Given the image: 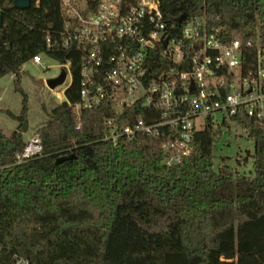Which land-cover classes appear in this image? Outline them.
<instances>
[{"label": "trees", "instance_id": "obj_1", "mask_svg": "<svg viewBox=\"0 0 264 264\" xmlns=\"http://www.w3.org/2000/svg\"><path fill=\"white\" fill-rule=\"evenodd\" d=\"M161 6L172 35L206 12L244 41L260 35L264 42V0H161ZM0 13V77L16 73L24 94L20 113L7 109L17 127L10 134L0 128V262L19 253L29 264H264V123L244 112L232 116L255 141L254 173L226 163L215 168L212 123L173 165L164 163L162 136L143 133L115 145L103 139L112 103L76 109L82 51L61 46V0H31L28 7L0 0ZM40 51L71 60L72 81L38 130L43 152L15 163L29 128L21 65ZM140 115L158 117L136 103L120 122Z\"/></svg>", "mask_w": 264, "mask_h": 264}, {"label": "built area", "instance_id": "obj_2", "mask_svg": "<svg viewBox=\"0 0 264 264\" xmlns=\"http://www.w3.org/2000/svg\"><path fill=\"white\" fill-rule=\"evenodd\" d=\"M61 8L66 17L61 46L75 44L82 51L77 111L102 102L115 110L105 119L103 139L118 145L143 133L162 136L164 163L173 165L191 153L196 133L213 124L217 112L230 117L244 112L264 123L260 35L244 41L220 16L206 12L187 18L181 33L172 35L161 0H61ZM52 43L47 36V47ZM43 53L31 59L46 65ZM136 103L158 117L121 123L120 115ZM43 149L37 133L17 151L15 163ZM0 264H29V259L14 253Z\"/></svg>", "mask_w": 264, "mask_h": 264}, {"label": "rangeland", "instance_id": "obj_3", "mask_svg": "<svg viewBox=\"0 0 264 264\" xmlns=\"http://www.w3.org/2000/svg\"><path fill=\"white\" fill-rule=\"evenodd\" d=\"M46 65L27 60L21 65L20 82L28 95L29 128L23 137L28 141L38 133L50 119V111L65 99L64 90L72 81L70 65L47 53H43ZM67 70L66 80L55 88L49 87L48 79L55 77L62 70ZM17 74L9 72L0 77V128L10 134L17 124L7 109L14 113L21 112L24 94L16 89ZM213 127L217 131L213 150L215 168L226 163L241 173L255 171V141L248 134L246 128L238 121L223 112L214 114Z\"/></svg>", "mask_w": 264, "mask_h": 264}, {"label": "water", "instance_id": "obj_4", "mask_svg": "<svg viewBox=\"0 0 264 264\" xmlns=\"http://www.w3.org/2000/svg\"><path fill=\"white\" fill-rule=\"evenodd\" d=\"M14 4L18 7H28L31 4V0H14ZM186 16H187V13H183L180 16L179 20L183 21ZM0 24H1V13H0ZM166 42L167 40H165V43ZM66 77H67V70L64 69L61 71L59 75L48 79L47 83L49 87L55 88L58 85L62 84L66 80Z\"/></svg>", "mask_w": 264, "mask_h": 264}, {"label": "crops", "instance_id": "obj_5", "mask_svg": "<svg viewBox=\"0 0 264 264\" xmlns=\"http://www.w3.org/2000/svg\"><path fill=\"white\" fill-rule=\"evenodd\" d=\"M64 92H65V90H64ZM65 99H66V95H65ZM17 124H18V122H17ZM17 124H16L15 128L17 127ZM15 128H14V129H15ZM14 129H13V130H14ZM13 130H12V131H13ZM25 141H26V139H25Z\"/></svg>", "mask_w": 264, "mask_h": 264}]
</instances>
